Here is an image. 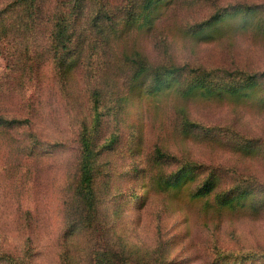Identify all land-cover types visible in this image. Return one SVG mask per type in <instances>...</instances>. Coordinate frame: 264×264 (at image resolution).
<instances>
[{
	"label": "rangeland",
	"instance_id": "1",
	"mask_svg": "<svg viewBox=\"0 0 264 264\" xmlns=\"http://www.w3.org/2000/svg\"><path fill=\"white\" fill-rule=\"evenodd\" d=\"M18 1L0 0V264H264V0Z\"/></svg>",
	"mask_w": 264,
	"mask_h": 264
},
{
	"label": "trees",
	"instance_id": "2",
	"mask_svg": "<svg viewBox=\"0 0 264 264\" xmlns=\"http://www.w3.org/2000/svg\"><path fill=\"white\" fill-rule=\"evenodd\" d=\"M39 1L40 0H19L18 5L20 6L22 4H26L27 2H29L30 8L32 9V12L34 14L37 11L36 5L39 3ZM54 27L55 26H53L52 29ZM50 35H53V37H54L53 32H51ZM66 42H68V44H73L74 43L73 37H71V39L68 38L66 40ZM75 47H76V50L78 48H80V41L76 42ZM61 48H65V45H62ZM76 53L78 54V51ZM167 72H172V71L167 70ZM94 103H95V100H94ZM80 135H82V134H80ZM81 137H82L81 139H83V138L87 139L88 138L86 136L84 137V135H82ZM88 144H89V142L86 140V145H88ZM91 188H92L91 178L89 176L88 177H85V176L80 177V175H79L78 179L76 180V187H75L74 193L71 195L72 200L79 201V204L77 207L78 218L80 219L79 222L86 224V225H92V223L99 222V219H100V213L96 209H94V206L96 203V196L91 191ZM69 217H71V220L75 219L74 210L71 213L66 214L67 220Z\"/></svg>",
	"mask_w": 264,
	"mask_h": 264
}]
</instances>
